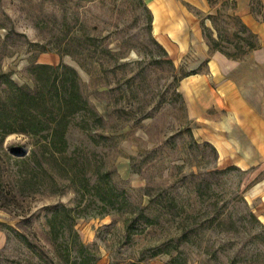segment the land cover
I'll return each instance as SVG.
<instances>
[{"label":"rangeland","instance_id":"rangeland-1","mask_svg":"<svg viewBox=\"0 0 264 264\" xmlns=\"http://www.w3.org/2000/svg\"><path fill=\"white\" fill-rule=\"evenodd\" d=\"M145 3L153 17L151 34L141 8L132 0H0V42L10 35L0 70L27 87L32 85L28 69L34 63L65 64L76 70L85 97L104 117L109 140L95 145L71 127L66 135L69 151L78 148L99 161L101 170L110 172L113 186L126 191L131 202L145 205L142 193L149 187L153 195L161 190L182 198L185 212H212L215 207L207 203L208 196L218 202V210L236 213L246 209L240 197L264 226V157L251 167L234 165L218 153L216 159L200 136L201 123L188 112L181 91L184 78L176 88L182 99L175 96V79L207 74L212 39L224 52L237 53L241 59L248 56L250 51L242 41L247 35L235 19L236 1ZM258 3L253 0L254 10ZM107 51L118 54V62L108 58ZM187 127L197 145L186 133ZM28 142L16 135L0 142V202L6 204L0 208V231L5 235L0 264H54L46 219L55 206L74 205L75 194L65 182L55 187L61 190L57 193L42 187L40 192L22 194L13 185L15 168L5 153L11 144H20L23 148L18 156L28 155ZM232 166L235 169L225 171ZM201 180L209 182L201 186L204 202L186 203L192 198L193 185ZM113 222L114 231H103L97 237L100 228ZM6 226L23 234L28 245ZM162 227L147 228L130 241L124 238L121 219L116 216L80 218L74 229L80 242L95 253V264H169L170 256L149 258L147 252L165 243L173 231L167 224ZM187 236L188 241L179 245L187 264H226V256L241 250L249 257L257 248L242 229L228 237L202 226ZM227 239L229 243L221 249Z\"/></svg>","mask_w":264,"mask_h":264},{"label":"trees","instance_id":"trees-1","mask_svg":"<svg viewBox=\"0 0 264 264\" xmlns=\"http://www.w3.org/2000/svg\"><path fill=\"white\" fill-rule=\"evenodd\" d=\"M132 1L141 8L147 31L151 34L153 17L145 0ZM251 10L254 11V8L251 7ZM235 19L239 22L241 31L247 35L242 40L246 49L255 50L258 47L256 35L247 28L239 16L235 15ZM9 37L10 35L7 34L0 42V62L4 57L3 49ZM89 42H92V39L89 38ZM159 48L165 54L163 48L161 46ZM209 48L212 52H219L229 59L241 60L237 57V53L229 54L219 49L216 40H211ZM65 54H73V52L65 50ZM107 57L115 63L118 62L116 53L107 51ZM166 62L172 65L169 58ZM28 74L32 81L30 87L17 84L10 73L0 70V142L10 135L29 141L28 155L18 156L22 154L23 146L20 144H11L5 153L10 166L15 168L13 185L19 193L33 194L40 192L42 187L51 193H57L61 190L55 187L65 182L75 194L73 207L63 204L55 206L46 219L49 229L48 240L55 252L56 259L52 260L55 261L54 264H95V253L80 242L78 233L74 229L75 222L80 218H102L109 215L121 219L124 238L127 241L147 228L158 227L163 230V224L172 228L173 231L166 237L165 243L147 249L149 258L166 254L170 256L169 264H187L179 250V245L188 241L186 239L189 231L206 226L228 237L238 234L242 229L247 232V239L257 247L249 257L243 255L241 250L234 252L233 256H226V264L244 262L264 264V226L247 208L243 198L239 197V200L246 209L236 213L218 210L216 208L218 202L212 201L208 196L207 203L215 207L212 212H202V214L196 211L185 212L182 198L171 192L162 193L161 190L157 195H153L149 187L144 188L142 193L147 199L145 205L131 202L126 191L117 190L113 186L110 172L102 171L99 161L90 159L81 149L75 148L69 151L66 135L71 127H76L86 134L95 145L104 144L109 140L105 132L104 117L85 97L76 70L65 64L51 66L34 63L29 67ZM189 75L174 80L175 96L180 99L182 95L176 88L181 79ZM185 131L193 144L197 145L193 141L191 128L187 127ZM205 145L211 147L217 159L215 148L208 143ZM231 168L235 169L232 166L225 171ZM45 178H48V181ZM182 178L185 180L187 176ZM2 183L0 181V187ZM203 183L209 182L201 180L193 185L190 192L192 198L189 196L186 203L187 201L204 202L201 201L204 199L200 191ZM5 206L6 204L0 202V208ZM197 216L201 217L199 221L196 219ZM113 224L114 222L100 228L97 237L103 231H114ZM5 229L12 231L16 238L25 241L28 245L23 234L7 226ZM223 241L221 249L227 246L229 239L227 242Z\"/></svg>","mask_w":264,"mask_h":264},{"label":"crops","instance_id":"crops-1","mask_svg":"<svg viewBox=\"0 0 264 264\" xmlns=\"http://www.w3.org/2000/svg\"><path fill=\"white\" fill-rule=\"evenodd\" d=\"M235 1V13L256 35L258 47L241 60L212 52L207 74L185 77L181 91L190 116L201 123L202 139L234 165L251 167L264 157V0H257L254 11L253 0Z\"/></svg>","mask_w":264,"mask_h":264}]
</instances>
